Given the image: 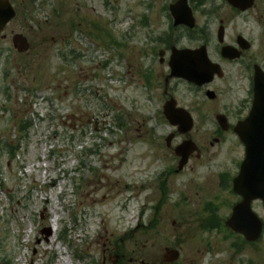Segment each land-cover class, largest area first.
Returning a JSON list of instances; mask_svg holds the SVG:
<instances>
[{
  "label": "rangeland",
  "instance_id": "rangeland-1",
  "mask_svg": "<svg viewBox=\"0 0 264 264\" xmlns=\"http://www.w3.org/2000/svg\"><path fill=\"white\" fill-rule=\"evenodd\" d=\"M9 1L16 17L0 34V264H168L166 251L179 252L172 264H264V231L248 245L222 226L239 201L219 187L224 142H214L213 119L196 115L209 110L205 99L183 85L195 114L188 138L201 152L169 175L173 148L187 137L143 85L141 51L155 32L141 26L146 0ZM156 1L158 10L174 0ZM151 21L168 28L161 10ZM240 32L262 66L264 0L243 18L228 11L226 39ZM15 35L27 51L14 49ZM198 43L184 36L179 46ZM4 143L18 144V154L7 155ZM208 203L219 208L217 230L205 228ZM252 210L264 223L261 203Z\"/></svg>",
  "mask_w": 264,
  "mask_h": 264
},
{
  "label": "flooded vegetation",
  "instance_id": "flooded-vegetation-1",
  "mask_svg": "<svg viewBox=\"0 0 264 264\" xmlns=\"http://www.w3.org/2000/svg\"><path fill=\"white\" fill-rule=\"evenodd\" d=\"M146 2L145 18L142 19L143 28L155 32L146 33V41L141 51L144 70L143 83L146 85V89L152 93L151 99L157 105L160 104V101L163 105L169 101H174L175 107L191 111L182 102L184 95L178 90L180 85L187 88L188 95H193V97L200 95L205 99L209 110L202 111L200 109L201 111H198L196 115L206 120L213 119L214 142L216 145L224 142V173L219 178L220 181L224 180V185L231 184L244 159V148L234 133V128L247 117L251 108L255 67H259L264 72V64L262 66L256 65L254 56L250 54L254 42L248 39V35L240 32L231 41L226 39L228 11L240 15L241 18L248 11L237 12L230 8L224 0H194L193 7H190L194 17V29L189 30L183 26L175 27L173 25L169 8L175 3V0L169 1L166 7L160 6L158 10H155L158 4L156 0H146ZM160 10L166 19L167 30H159L151 21ZM197 18L204 20L205 25L201 29L198 28ZM211 21L217 24L216 36L221 29L223 37V43L217 44L213 52L208 48L210 35L214 31L210 26ZM243 31L247 34L249 29L243 27ZM184 36L200 40L198 46L191 50H197L201 46L206 47L209 61L219 67V73L214 74L208 84L196 86L183 80L170 78V63L173 52L187 49L179 46V41ZM238 38H240L239 43ZM222 47L224 49L231 48L232 52L228 55L224 53V57H222ZM208 97H212V99L210 100ZM202 101L204 102L201 100L199 105H203ZM191 113L194 114L192 111ZM161 115H163L162 109ZM227 146H233V148L227 150L225 149ZM172 173L176 174L175 171Z\"/></svg>",
  "mask_w": 264,
  "mask_h": 264
},
{
  "label": "water",
  "instance_id": "water-1",
  "mask_svg": "<svg viewBox=\"0 0 264 264\" xmlns=\"http://www.w3.org/2000/svg\"><path fill=\"white\" fill-rule=\"evenodd\" d=\"M228 4L242 12L252 8L254 0H226ZM175 26L185 25L193 27L191 12L187 0H177L170 8ZM15 11L8 0H0V32L15 18ZM222 31L219 30L218 40L221 42ZM13 44L19 51L29 48L26 40L17 35ZM226 49V53H230ZM224 56V49L222 51ZM214 66L208 62L203 49L199 52L181 51L174 53L171 63L172 76L182 78L188 82L202 85L209 82ZM253 103L247 119L235 128L241 143L245 146L246 156L241 165L238 177L233 181V192L239 195L242 201L233 210L226 227L233 233L239 234L247 242H255L262 232V224L251 211L253 201H261L264 205V74L256 71L254 75ZM164 116L172 126H178L180 134L188 133L192 128L190 116L183 110L175 109L174 102L167 103L164 107ZM171 137L167 140L169 143ZM198 152L192 142L182 143L175 149V155L181 160L178 169L187 163L189 156ZM178 259L175 251H166L164 260L172 263Z\"/></svg>",
  "mask_w": 264,
  "mask_h": 264
},
{
  "label": "bare ground",
  "instance_id": "bare-ground-1",
  "mask_svg": "<svg viewBox=\"0 0 264 264\" xmlns=\"http://www.w3.org/2000/svg\"><path fill=\"white\" fill-rule=\"evenodd\" d=\"M55 210H56V207H55ZM57 221H58V216L55 215L54 224H56ZM58 264H68V263L63 261V262H59Z\"/></svg>",
  "mask_w": 264,
  "mask_h": 264
},
{
  "label": "trees",
  "instance_id": "trees-1",
  "mask_svg": "<svg viewBox=\"0 0 264 264\" xmlns=\"http://www.w3.org/2000/svg\"><path fill=\"white\" fill-rule=\"evenodd\" d=\"M14 152V149L13 148H9V153H13ZM209 222H211V224L213 222H215L213 219H210Z\"/></svg>",
  "mask_w": 264,
  "mask_h": 264
}]
</instances>
